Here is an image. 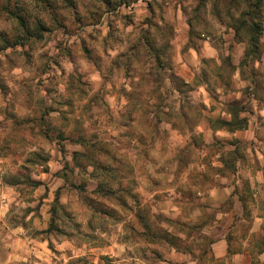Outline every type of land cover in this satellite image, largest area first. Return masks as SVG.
I'll return each instance as SVG.
<instances>
[{
  "label": "clouds",
  "instance_id": "9594fccd",
  "mask_svg": "<svg viewBox=\"0 0 264 264\" xmlns=\"http://www.w3.org/2000/svg\"><path fill=\"white\" fill-rule=\"evenodd\" d=\"M0 264H264V0H0Z\"/></svg>",
  "mask_w": 264,
  "mask_h": 264
}]
</instances>
